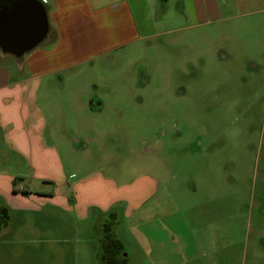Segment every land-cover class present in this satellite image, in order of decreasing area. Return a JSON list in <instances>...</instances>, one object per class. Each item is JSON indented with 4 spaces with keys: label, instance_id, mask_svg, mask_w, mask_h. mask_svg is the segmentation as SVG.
I'll return each mask as SVG.
<instances>
[{
    "label": "rangeland",
    "instance_id": "374dc122",
    "mask_svg": "<svg viewBox=\"0 0 264 264\" xmlns=\"http://www.w3.org/2000/svg\"><path fill=\"white\" fill-rule=\"evenodd\" d=\"M152 9L157 33L177 25L173 8ZM141 70L150 85L136 97ZM177 70L182 95L172 93ZM93 95L100 110L88 109ZM37 107L43 148L30 141L32 161L53 149L72 180L97 170L118 184L157 186L131 214L94 210L81 220L48 202L12 207L0 264H101L106 231L121 242L118 264H264V12L96 56L44 80ZM173 110L186 118H169ZM192 140L194 149L184 146ZM7 152L0 147L5 179L25 169ZM36 180L31 188L50 190Z\"/></svg>",
    "mask_w": 264,
    "mask_h": 264
},
{
    "label": "crops",
    "instance_id": "0c3cea01",
    "mask_svg": "<svg viewBox=\"0 0 264 264\" xmlns=\"http://www.w3.org/2000/svg\"><path fill=\"white\" fill-rule=\"evenodd\" d=\"M32 1L46 9L47 34L19 58L0 49V147L6 148L9 156H18L25 167L23 173L14 172L6 179L0 175L3 204L9 210L14 207L22 212L37 209V203L48 202L81 220L94 210L111 212V215L120 210L131 214L140 203L153 196L155 182L151 185L136 181L118 184L100 172L97 174V170L72 180L53 149L44 150L43 154H37L36 161L31 160L30 141L35 140L39 148L42 147L40 134L45 126L37 107V91L44 80L140 39L186 28L228 25L234 20L260 14L264 12V0ZM156 6L162 7L163 12L173 8L172 19L177 25L157 33L156 19L152 17V8ZM11 57L16 62L13 74ZM13 177L21 178L19 185L12 184ZM33 179L49 185L50 190L31 188L29 184ZM122 203L125 208L117 209ZM101 239H98L99 245Z\"/></svg>",
    "mask_w": 264,
    "mask_h": 264
},
{
    "label": "water",
    "instance_id": "95a60500",
    "mask_svg": "<svg viewBox=\"0 0 264 264\" xmlns=\"http://www.w3.org/2000/svg\"><path fill=\"white\" fill-rule=\"evenodd\" d=\"M44 14L40 3L32 0H15L0 8L1 50L22 55L42 40Z\"/></svg>",
    "mask_w": 264,
    "mask_h": 264
},
{
    "label": "trees",
    "instance_id": "16d2710c",
    "mask_svg": "<svg viewBox=\"0 0 264 264\" xmlns=\"http://www.w3.org/2000/svg\"><path fill=\"white\" fill-rule=\"evenodd\" d=\"M13 1H15V0H0V8L3 5L9 6ZM42 9H43L42 11L44 14V26H45L43 36H42V38H43V37H45V35L48 32V23H47L46 16H45L46 9L45 8H42ZM38 43H37V45H38ZM37 45H35V46H37ZM35 46L29 48L25 53L32 50ZM0 49H2L1 45H0ZM5 53H7V52H5ZM11 55L16 57V58H19L23 54L22 55L11 54ZM16 179L17 178L13 177L12 184L16 183ZM18 179H20V178H18ZM9 218H10V210L8 209V207L5 205H0V229H1V226H3L7 222V220H9ZM107 228L108 227H106V229H104V230H107ZM102 234H103V237L100 241L99 254H98L100 263L101 264H118V261H117L118 257L114 256V255H115V253H117L119 251V249L121 247V242L110 231L109 232L106 231Z\"/></svg>",
    "mask_w": 264,
    "mask_h": 264
},
{
    "label": "flooded vegetation",
    "instance_id": "af4514ba",
    "mask_svg": "<svg viewBox=\"0 0 264 264\" xmlns=\"http://www.w3.org/2000/svg\"><path fill=\"white\" fill-rule=\"evenodd\" d=\"M177 72H178V75H179V81L178 82H180V83L176 86V88L175 87L173 88L172 93H174V95L181 94L180 91H183V89H182V83H183L182 82L183 81L182 80V77L184 76V74L181 73L180 70H177ZM135 76L137 77V83L135 85L133 84L131 86V90L133 91V94L134 95L136 94V97H139V94H141L143 92V90L146 88V86L150 85L149 84V81H150L149 78H150V76H149V74L143 72L142 70L139 71V72H137V73H135ZM88 100H89V102H88V109L89 110H93L94 111V110H100L101 109V107H100L101 100L97 97V95L90 96ZM181 112H178L176 110H173L171 112L169 118H182V117L183 118H186L184 115L181 114ZM163 118H165V117H163ZM166 118H167V115H166ZM261 126H262V130L264 131V122L262 123ZM165 128L166 129H169V132L171 130L172 131V135L178 136V134H180L177 130H174L173 131L171 129L173 127H169L168 126V127H165ZM195 143H196V141H193L192 140V141L188 142V144H185L184 146L185 147H188V148L194 149ZM175 148L176 147H174V149ZM116 151L120 152L119 149H117ZM263 200H264V198L259 199V205H260V207H262V205L264 204V201Z\"/></svg>",
    "mask_w": 264,
    "mask_h": 264
},
{
    "label": "built area",
    "instance_id": "2783aa9c",
    "mask_svg": "<svg viewBox=\"0 0 264 264\" xmlns=\"http://www.w3.org/2000/svg\"><path fill=\"white\" fill-rule=\"evenodd\" d=\"M41 1H43V2H47V1H49V0H41Z\"/></svg>",
    "mask_w": 264,
    "mask_h": 264
}]
</instances>
